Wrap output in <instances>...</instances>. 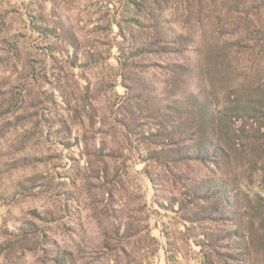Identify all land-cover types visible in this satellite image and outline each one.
<instances>
[{"label": "rangeland", "instance_id": "rangeland-1", "mask_svg": "<svg viewBox=\"0 0 264 264\" xmlns=\"http://www.w3.org/2000/svg\"><path fill=\"white\" fill-rule=\"evenodd\" d=\"M263 97L264 0H0V264H264Z\"/></svg>", "mask_w": 264, "mask_h": 264}, {"label": "trees", "instance_id": "trees-1", "mask_svg": "<svg viewBox=\"0 0 264 264\" xmlns=\"http://www.w3.org/2000/svg\"><path fill=\"white\" fill-rule=\"evenodd\" d=\"M264 99V97L262 98ZM203 122H200V124L198 125V130H197V135H198V139H201V136L203 134H206L208 132V130H206V125L202 124ZM198 142V148H197V154L195 157V160L198 161H203L204 163L206 162H214V157L219 156L220 153V149H218L217 147L214 149H210L209 147L205 146V140H200Z\"/></svg>", "mask_w": 264, "mask_h": 264}]
</instances>
